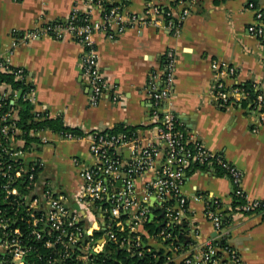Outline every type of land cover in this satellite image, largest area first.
<instances>
[{"label":"built area","instance_id":"1","mask_svg":"<svg viewBox=\"0 0 264 264\" xmlns=\"http://www.w3.org/2000/svg\"><path fill=\"white\" fill-rule=\"evenodd\" d=\"M129 2L80 0L64 19L66 24L55 20L39 23L23 37L31 40L48 35L62 39L68 35L81 44L83 75L92 88L90 104L97 106L109 86L99 67L94 33L104 32L115 38L131 27L156 26L178 34L196 0H145L142 12H129ZM251 6L255 8V20L248 30L264 44V7H255L252 2ZM9 61L8 56L0 54V71L13 67ZM176 63L175 50L167 49L162 56V72L154 74L149 82L153 106L150 130L155 131L146 143L140 141L138 134L128 138L126 134L110 135L97 130L91 134L89 145L95 162L88 165L74 159L84 185L78 202L86 210L85 216L69 207L64 193L42 181L45 164L37 156V143L27 144L17 125L19 100L23 97L34 105L35 87L30 86L22 96L11 85L0 84V111L7 102L9 106L4 113L0 112V264H35L42 258H46L47 264H93L94 255L104 252L109 241L138 257L155 252L150 264H245L228 242L230 232L223 225L224 209L218 200H207L206 215L215 230L209 240L202 244L186 243L176 231L187 220L184 216L188 199L182 186L190 163L223 167L236 188L235 194L245 195L241 187L243 172L228 162L224 153L209 150L200 139L184 132L170 108ZM212 69L217 78L218 106L227 108L249 101V110L257 116L258 125L264 126V89L254 83L255 90L262 92L251 100L243 84H229L236 75L233 66L214 60ZM17 74L26 85L32 83L24 68H18ZM44 131L31 134L42 138ZM72 138L75 136L68 134L63 139ZM147 176L150 178L144 185L146 193L140 198L137 179ZM241 208H259L251 212L264 217V200L247 199ZM148 224L155 226L156 231ZM150 235L162 247H152L147 237ZM42 249L49 251V255L43 256Z\"/></svg>","mask_w":264,"mask_h":264},{"label":"crops","instance_id":"2","mask_svg":"<svg viewBox=\"0 0 264 264\" xmlns=\"http://www.w3.org/2000/svg\"><path fill=\"white\" fill-rule=\"evenodd\" d=\"M77 1L0 0V54L9 57L11 66L28 71L35 87V111L50 118L62 116L65 124L87 133L72 139L50 130L41 133L35 143L37 156L45 164L42 181L64 193L72 210L86 215L78 202L84 185L74 159L93 164L89 149L92 132L121 123L136 127L140 141H148L155 131L150 130L153 106L148 85L154 74L162 72V56L172 48L177 71L169 106L181 129L209 150L224 153L226 160L243 172L241 187L247 199L264 200V126L258 125L248 101L218 106L217 78L212 69L214 60L226 62L236 70L229 84L253 81L264 89V44L248 30L255 20L251 2L263 8L264 0H196L178 34L156 26L131 27L115 38L94 33L99 67L109 86L97 106L90 104L92 88L83 75L81 44L68 35L62 39L23 37L39 23L66 19ZM144 7L145 0H130L128 11L142 12ZM125 154L129 155L128 149ZM207 167L188 177L182 186L188 199L187 220L182 223L186 243L202 244L215 234L206 215L207 200H218L224 210L233 201L230 177L219 175L214 166ZM149 178L137 179L140 198ZM228 230V242L245 264H264L263 216L235 213ZM147 237L152 247H162L156 238Z\"/></svg>","mask_w":264,"mask_h":264},{"label":"trees","instance_id":"3","mask_svg":"<svg viewBox=\"0 0 264 264\" xmlns=\"http://www.w3.org/2000/svg\"><path fill=\"white\" fill-rule=\"evenodd\" d=\"M55 21L62 24H66L67 22L64 19H57ZM17 71L18 68L16 67H11L5 72L0 71V84L6 83L11 85V87L14 90H20L21 95L23 96L28 90V88H30V86L32 85L34 86V84L31 83L29 85H26L25 80L18 77ZM25 74H28L27 70H25ZM253 84H254L253 81H250L242 85L247 91L250 92L251 100H253L258 93L262 92L261 89L255 90ZM3 102L5 103L7 102V100ZM7 104H5L2 107L0 111L1 113H4L9 109V106ZM19 105L21 106V108L18 112L19 118L17 121V125L23 130V134L24 137L26 138L27 144H30L32 142L38 143L39 142L38 137L33 136L31 133L42 130H50L63 138H65L68 134H71L75 137H83L87 134L78 128L71 127L65 124V121L62 116L56 118H50L48 115H44L36 112L34 109V105L31 104L28 100H23V97L20 98ZM103 131L104 133L110 135L126 134L128 138H134L137 135V128L127 126L125 123L118 124L112 129H107ZM214 167L219 175H227L228 177H230L223 167L221 166H214ZM207 168H208L207 164H202L199 162L190 163V165L185 170L184 181L192 174H194L196 171L204 170ZM235 190L236 188L233 185V195H232L233 201L231 207L229 209L224 210L223 212L224 226H229L232 223L233 216L235 213L244 211V213L247 214V213H252L251 211L253 210L258 211L259 209V208H254L251 211L243 210L241 206L247 203L246 194L237 195L235 194ZM211 207H213L212 204ZM148 225L153 232L156 231L155 226L150 224ZM176 231L179 235L180 240L184 242L186 239L185 237L186 227L183 228V226H179L176 228ZM224 244L225 241H223V245ZM41 252L43 256L49 255V251L47 250L42 249ZM154 254L155 252L150 251V252H146V254L143 257H138L136 255L129 253L125 248L120 247L117 243L113 241H109L107 248L104 252L94 255L93 264H150V262L154 260V256H153ZM35 264H47L46 258L37 259Z\"/></svg>","mask_w":264,"mask_h":264},{"label":"rangeland","instance_id":"4","mask_svg":"<svg viewBox=\"0 0 264 264\" xmlns=\"http://www.w3.org/2000/svg\"><path fill=\"white\" fill-rule=\"evenodd\" d=\"M48 186H49V188L54 189L52 184L49 183ZM55 188L58 189V186H55Z\"/></svg>","mask_w":264,"mask_h":264},{"label":"water","instance_id":"5","mask_svg":"<svg viewBox=\"0 0 264 264\" xmlns=\"http://www.w3.org/2000/svg\"><path fill=\"white\" fill-rule=\"evenodd\" d=\"M151 217H154V214H151Z\"/></svg>","mask_w":264,"mask_h":264}]
</instances>
